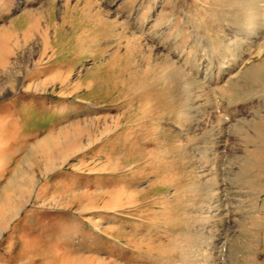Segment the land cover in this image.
Masks as SVG:
<instances>
[{
	"label": "rangeland",
	"instance_id": "obj_1",
	"mask_svg": "<svg viewBox=\"0 0 264 264\" xmlns=\"http://www.w3.org/2000/svg\"><path fill=\"white\" fill-rule=\"evenodd\" d=\"M0 264H264V0H0Z\"/></svg>",
	"mask_w": 264,
	"mask_h": 264
},
{
	"label": "bare ground",
	"instance_id": "obj_2",
	"mask_svg": "<svg viewBox=\"0 0 264 264\" xmlns=\"http://www.w3.org/2000/svg\"><path fill=\"white\" fill-rule=\"evenodd\" d=\"M212 59V58H211Z\"/></svg>",
	"mask_w": 264,
	"mask_h": 264
}]
</instances>
